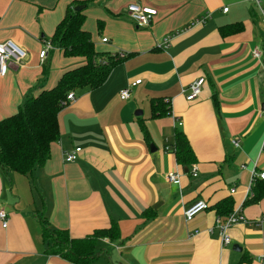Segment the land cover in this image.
Wrapping results in <instances>:
<instances>
[{
    "label": "crops",
    "instance_id": "0c3cea01",
    "mask_svg": "<svg viewBox=\"0 0 264 264\" xmlns=\"http://www.w3.org/2000/svg\"><path fill=\"white\" fill-rule=\"evenodd\" d=\"M79 2H88L85 29L96 50L123 60L101 87L69 93L75 100L59 114L61 138L32 180L0 170V209L9 219L6 229L0 221V264H71L45 254L42 219L73 238L115 222L121 238L100 240L91 264H261L264 197L246 202L264 173V13L246 0H0V44L11 41L26 52L23 64H9L0 79V120L85 64L51 43ZM132 4L156 11L149 27L128 16ZM238 24L241 32L220 33ZM46 43L52 49L42 62ZM199 78L206 84L189 103L183 90ZM138 80L122 101L120 91ZM155 99L170 103L168 117L152 118ZM177 131L196 158L188 168L174 153ZM78 148L77 159L66 163L65 154ZM169 173L179 176L178 184L166 180ZM226 198L247 223L227 229L225 246L214 206ZM196 201L211 209L188 223L185 209Z\"/></svg>",
    "mask_w": 264,
    "mask_h": 264
},
{
    "label": "trees",
    "instance_id": "16d2710c",
    "mask_svg": "<svg viewBox=\"0 0 264 264\" xmlns=\"http://www.w3.org/2000/svg\"><path fill=\"white\" fill-rule=\"evenodd\" d=\"M87 3L73 4L57 26L51 41L65 57L85 58V64L66 71L53 89L29 96L14 115L0 120V170L5 174L16 173L32 180L35 172L50 159L51 145L61 138L59 114L66 105L68 94L80 88L93 90L101 87L114 67L123 60L108 57L96 50L91 34L85 29V9L75 11L76 7L87 6ZM242 30V24H238L222 27L220 33L228 36ZM44 69L49 68L45 66ZM151 112L153 119L166 118L171 112L170 103L155 99L151 102ZM144 131L149 140L148 131L145 128ZM174 153L179 165L188 168L196 162L193 149L183 131L175 134ZM251 193L246 204H257L264 197V180L255 179ZM234 205L233 198H226L214 206L224 223L234 213ZM41 223L45 254L58 256L71 264H91L100 255L97 248L100 240L121 238L115 222L109 228L98 229L85 238H73L68 230H55L44 219Z\"/></svg>",
    "mask_w": 264,
    "mask_h": 264
},
{
    "label": "built area",
    "instance_id": "2783aa9c",
    "mask_svg": "<svg viewBox=\"0 0 264 264\" xmlns=\"http://www.w3.org/2000/svg\"><path fill=\"white\" fill-rule=\"evenodd\" d=\"M249 3H252L256 6V8L264 13V0H246ZM229 9L224 8L223 13H228ZM128 16L139 26V27H149L152 23L153 17L156 15V11L148 8H142L139 5L132 4L127 7ZM209 17L203 18L198 23H205ZM171 36L165 38L163 42V48H168L171 42ZM103 42H108L107 39H103ZM52 49L51 43H46L45 49L41 52L40 58L42 62L48 57L49 51ZM260 52L258 50L255 51V55H259ZM26 59V52L20 48L18 45L11 41H7L0 44V79H4L7 76V71L9 68V64L13 63L16 65H22ZM141 80L136 81L131 84L128 88L123 89L119 93V98L122 101H127L131 98V88L141 84ZM206 84V80L204 78H199L195 82H193L187 89L183 90V93L186 95L187 102L196 101L202 94L203 88ZM74 94H69L67 96V102L74 101ZM181 126V123L179 124ZM235 147L240 146V141L235 139L233 141ZM82 151L81 148L76 149L74 152L65 154V162L73 163L78 154ZM193 176H197V169H194L192 172ZM259 178L264 180V173L258 175ZM166 180L169 183L178 184L179 176L176 173H169L166 176ZM234 189L232 193H234ZM251 195V188L248 191L247 198ZM209 210V205L205 201H196L185 209V220L186 222H192L198 215L204 213ZM0 221L2 222L3 228H7L9 224L8 214L4 209H0ZM239 223H247L245 217L241 214L240 210L234 212L224 223L222 220H217V226L220 229L222 235L223 245H229L231 243L230 237L226 234L227 229L232 227L233 225ZM258 263L264 264V258L258 257L256 259Z\"/></svg>",
    "mask_w": 264,
    "mask_h": 264
},
{
    "label": "water",
    "instance_id": "95a60500",
    "mask_svg": "<svg viewBox=\"0 0 264 264\" xmlns=\"http://www.w3.org/2000/svg\"><path fill=\"white\" fill-rule=\"evenodd\" d=\"M85 9V6H79V7H77V8H75V11L76 12H81V11H83ZM137 116H141L142 115V113L140 112V113H135ZM233 250L235 251V252H237V253H241L242 252V249L238 246V245H235L234 247H233Z\"/></svg>",
    "mask_w": 264,
    "mask_h": 264
},
{
    "label": "rangeland",
    "instance_id": "374dc122",
    "mask_svg": "<svg viewBox=\"0 0 264 264\" xmlns=\"http://www.w3.org/2000/svg\"><path fill=\"white\" fill-rule=\"evenodd\" d=\"M128 19H129L130 21H132L130 18H128ZM134 23H135V22H134ZM135 24H136V23H135ZM34 187H35V188H34ZM33 189H34L33 192L35 191V195H37L36 192H37L38 187H37L36 185H34V186H33ZM38 191H39V189H38ZM39 192H40V191H39ZM39 194H40V193H39Z\"/></svg>",
    "mask_w": 264,
    "mask_h": 264
}]
</instances>
